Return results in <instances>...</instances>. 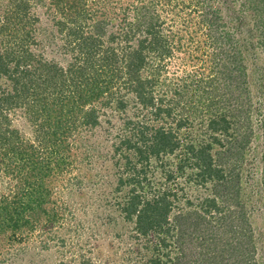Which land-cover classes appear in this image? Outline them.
<instances>
[{"label":"trees","instance_id":"16d2710c","mask_svg":"<svg viewBox=\"0 0 264 264\" xmlns=\"http://www.w3.org/2000/svg\"><path fill=\"white\" fill-rule=\"evenodd\" d=\"M107 1H0L6 3L3 14L0 13V80L9 84L8 89L0 87V170L4 169L6 176L12 175L13 183L8 185L9 194L4 191L0 194V237L10 234V238H16L26 229L32 231L42 221L48 224L59 221L49 183L50 179L63 173L69 166V159L61 152L71 148L74 144L71 138L81 134L79 131H95L102 126L101 113L104 109L107 111L113 107L126 112L129 104L124 95L120 96L124 91L133 93L146 114L143 118L125 122L132 132L121 138L116 152L123 150L126 172L135 170L137 166L140 169L135 171L133 177L121 175L118 189L127 184L137 186L130 189L129 201L123 209L125 219L135 222V230L141 236L148 238L154 235L155 253L173 246L168 236L174 238V229H185V224L170 225L177 195L169 187H165L163 192H156L153 199L145 200L137 193V188L143 186V180H147V167L151 163L156 162L159 169L165 170L163 158L181 149L185 158L179 164L180 170L193 159L195 163L190 165L198 168L199 176L203 180H214L217 186L222 184L227 190L228 199L241 195L240 162L249 149L247 146L253 135L252 129L244 131L243 128L252 126V116L247 105L241 103L235 107L236 116L229 118L231 109L227 106L230 101L223 102L216 97L222 82L228 88L232 82H236V89L248 90L245 87L248 76L245 62L252 56L256 58L257 50L262 48L264 52V0H196L206 10L202 28L209 27L212 32L207 34L212 38L210 45L220 50L212 58L216 62L213 64L216 70L222 67L220 74L224 78L218 77L220 71L213 77L204 73H190L183 76L185 87L175 82L168 83V75L165 76L170 73L176 50L182 43L177 41L179 38L171 28L174 17L169 14L168 6L173 3L177 6L180 2L139 0L137 4L121 6L118 10L100 6ZM222 6L227 10L224 11ZM37 7L47 9L58 32L64 36V47L72 54L66 66L49 61L32 49L37 42L34 31L41 22ZM224 12H227L225 16ZM119 15L123 21L118 24ZM108 24L117 28L108 31ZM220 55L226 59L224 64ZM240 77L245 78L244 81ZM261 79L264 80V71ZM239 80L244 84H240ZM204 82L207 86L202 88ZM190 84L194 87H190ZM258 84L261 94L264 83L260 80ZM196 93L201 94L200 101L211 113L207 127L214 139L201 146L194 143L182 145L179 135L183 131L193 130L188 127H192L199 111L197 107L193 108L196 106L194 97L188 98L187 95ZM185 97L188 99L186 103L182 102ZM221 103L223 106H220ZM192 109L196 114L192 113ZM18 112H22L33 127L32 139L25 138L19 130L12 128L11 117ZM169 119L173 120L169 122L170 125L166 123ZM172 124L175 126L172 127ZM233 124H237L236 135L239 137L241 133V138L233 140L235 133L230 134ZM219 132L226 139L229 135L231 138L227 149L214 153L216 144L223 146L217 136ZM84 145L82 142L81 146H76L82 149L83 154L87 148ZM159 161L160 164L157 163ZM140 175L144 179H140ZM174 177V173H166L168 181L174 180ZM261 185L264 196V163ZM232 189L236 193H229ZM218 194L203 200V215L196 213L199 221H208L207 218H210L209 221H220L217 214H223L226 207L222 206L224 200L220 202ZM263 196L261 193L258 195L260 199ZM237 205L241 209L240 227L230 225L226 233L232 236L237 233L239 240L237 245L228 249L227 257H236L237 264H252L257 252L253 245V226L245 210L250 204L246 205L242 200ZM205 238L209 239L208 236ZM246 245H252L250 255H243ZM214 250L207 249L208 253L202 261L197 259L190 264H234L230 262L231 259L224 263L226 257L217 262L220 255L213 258L211 254ZM155 253L149 264H168ZM168 260H171L170 257Z\"/></svg>","mask_w":264,"mask_h":264},{"label":"rangeland","instance_id":"374dc122","mask_svg":"<svg viewBox=\"0 0 264 264\" xmlns=\"http://www.w3.org/2000/svg\"><path fill=\"white\" fill-rule=\"evenodd\" d=\"M138 1L109 0L101 3L100 6L119 10L121 6L137 4ZM174 1L175 3L180 2V4L174 6L173 3L168 6L169 14L172 18L174 17V20L171 21V28L174 29V35L179 38L177 41L182 43L176 50V59L171 65L170 73L165 75H168V83L175 82V84L178 83L185 87L186 82L183 76L195 72L213 77V75L217 76L216 72L220 71L218 77L224 78L220 74L223 71L222 67L216 70L214 68L216 62L212 58L218 55L220 50L210 45L212 38H209L207 34L212 32L209 27L208 29L202 28V19L206 10L196 0ZM191 2L193 5L190 7ZM1 3L0 13L3 14L6 3ZM92 3L97 4L96 2ZM223 10H227L225 6ZM36 11L41 22L36 25L37 28L34 31L37 42L32 45V49L44 55L49 61L66 66L71 60L72 54L68 53L66 50L68 48L64 47V36L58 32L45 7H37ZM226 13L224 12L223 15L225 16ZM121 21L123 20L119 15L118 24ZM112 24L107 25L108 31L117 28ZM255 53L256 58L252 56L245 62L247 66L244 64L248 73L247 78L240 77L243 81L245 79V87L248 90L236 89V82H232L230 88L225 82H222L219 95L217 94L216 97L223 102L230 101L228 103L230 105L227 106L231 109L229 118L232 119L234 117H231L232 115L236 116V106L241 103L247 105L246 108L250 109V116H252L250 124L252 126L249 129L243 128L244 131L252 129L253 135H251L247 146L249 149L240 162L242 177L239 183L242 190L238 198L228 199L227 190L222 184L217 186L214 180H203L198 174V168L190 165L195 163L193 159L190 164H186L184 169L180 170L179 164L185 158L181 149L177 150L175 154L163 158L166 163L165 170L159 169L156 162L151 163V166L147 167V180H143V186L137 188V193H140L145 200L153 199L156 192L159 190L163 192L165 187H169L177 195L170 225L173 227L174 224L177 226L185 224V229L181 227L174 229V238L168 236V241L173 246L155 253L156 239L154 235H150L148 238L141 236L135 230V222L125 219L123 209L129 201L130 189L137 186L127 184L118 189L121 175L133 177L135 171L140 169L137 166L135 170L126 172V159L122 158L123 150L116 152L121 138L132 132L131 128L128 129L125 126V122L129 119L143 118L146 114L142 112V107L138 104L133 93L124 91L120 96L124 95V99L129 104L126 112L115 110L113 107L107 111L104 109V113H101L102 126H99L95 131H85L84 129L79 131L81 134H75L71 138L72 142L74 141L71 148H66L65 152H61V154L64 153L66 159H69V166L63 173L50 179L49 183L53 189L51 199L59 214V221L49 224L47 221H42L32 231L26 229L16 238H10V234L7 237H0V264H149L151 258H154V253L159 255L161 261H168V264L176 262L190 264L197 259L202 261L209 248L215 249L211 254L213 258L220 255L217 262L226 257L224 263L231 259L230 262L237 264L236 257L232 259L227 257V254L231 246L237 245L239 235L236 233L232 236L226 231L230 225L240 227L241 209L237 204H240L242 200L244 203L246 202V205L249 203L251 207L250 209L248 206L245 210L253 226V236L255 235L253 245H255L257 254L255 258L253 257L252 264L255 262L264 264V196L261 185L264 163L262 161V157H264V127H260L264 121V92L261 94L258 92L259 81L264 83V80L261 79L262 71H264V52L261 48ZM219 58L224 64L225 57L220 55ZM173 73L176 74L173 75ZM162 79L165 81L164 77ZM240 84H244V82L240 81ZM189 86L194 87L191 84ZM204 86H207L206 82L203 83L202 88ZM0 87L8 89L9 84L5 80H0ZM163 90H165L164 86ZM187 97H194L196 106L192 107H197L199 111L196 112L198 116L194 118L195 122L192 127H188L193 130L180 133L182 145L194 143L201 146L213 142L214 138L211 137V132L207 127L211 113L207 112L204 102L200 101L201 94H188ZM187 97L182 99V102L186 103ZM220 106L223 104L221 103ZM192 111L195 113L194 109ZM11 119L12 128L19 130L25 138H33V127L22 112L13 114ZM172 121L169 119L166 123ZM233 125L234 128L230 131L231 135L235 133V136L232 135L233 140L241 138V133L239 137L236 135L237 124ZM174 126L175 124H172V127ZM217 136L223 146L216 144L214 153L227 149L228 141L231 138L229 135L226 139L222 132H219ZM82 142L85 144L84 147H87L85 154L81 151L82 149L76 147L81 146ZM157 163L160 164V161ZM168 171L175 174L174 180L168 181L166 178ZM11 177L10 175L6 176L4 169L1 168L0 194H3L2 191L9 194L8 185H13ZM140 179H144L143 175H140ZM215 193L222 194V196L218 194V197L220 202L224 200L222 206L226 207V211L222 212L223 214H217L220 221H209L210 218H207L208 221H199L196 213L203 215V200L215 197ZM229 193H236V190L232 189ZM260 193L263 196L261 199V196L258 197ZM50 204L52 206V202ZM180 228L181 230H179ZM205 236H208L209 239ZM251 246H244V254H242L250 255ZM224 250L226 252H223ZM167 253L170 256H165ZM168 257L171 260H168Z\"/></svg>","mask_w":264,"mask_h":264}]
</instances>
